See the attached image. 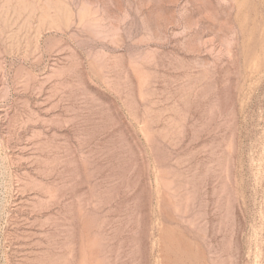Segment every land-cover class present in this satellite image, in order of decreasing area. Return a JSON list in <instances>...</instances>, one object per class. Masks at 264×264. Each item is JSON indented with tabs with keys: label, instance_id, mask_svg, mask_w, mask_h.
I'll use <instances>...</instances> for the list:
<instances>
[{
	"label": "rangeland",
	"instance_id": "1",
	"mask_svg": "<svg viewBox=\"0 0 264 264\" xmlns=\"http://www.w3.org/2000/svg\"><path fill=\"white\" fill-rule=\"evenodd\" d=\"M0 264H264V0H0Z\"/></svg>",
	"mask_w": 264,
	"mask_h": 264
}]
</instances>
